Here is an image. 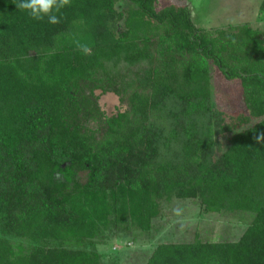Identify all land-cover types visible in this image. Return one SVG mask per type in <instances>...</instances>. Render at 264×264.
I'll use <instances>...</instances> for the list:
<instances>
[{"label": "trees", "instance_id": "16d2710c", "mask_svg": "<svg viewBox=\"0 0 264 264\" xmlns=\"http://www.w3.org/2000/svg\"><path fill=\"white\" fill-rule=\"evenodd\" d=\"M16 2L0 0V264H102L105 231L148 233L173 200L251 222L146 264H264V31L197 27L188 0H70L57 25Z\"/></svg>", "mask_w": 264, "mask_h": 264}, {"label": "rangeland", "instance_id": "374dc122", "mask_svg": "<svg viewBox=\"0 0 264 264\" xmlns=\"http://www.w3.org/2000/svg\"><path fill=\"white\" fill-rule=\"evenodd\" d=\"M188 2L193 24L205 26L200 28L247 24L254 30L264 31V14L258 15L261 0ZM117 8L120 9L119 4ZM256 24L258 27H255ZM96 95L107 116L117 115L126 109L112 94L102 96L97 92ZM218 97L224 100L222 95ZM250 222V214H205L197 201L173 200L163 205L162 215L153 221L150 232L110 229L97 241L95 250L101 256L102 264H146L154 248L161 243H191L195 239L202 242H236Z\"/></svg>", "mask_w": 264, "mask_h": 264}, {"label": "clouds", "instance_id": "9594fccd", "mask_svg": "<svg viewBox=\"0 0 264 264\" xmlns=\"http://www.w3.org/2000/svg\"><path fill=\"white\" fill-rule=\"evenodd\" d=\"M70 0H17L16 7L24 11L36 21L47 20L50 25L60 23V10L69 4Z\"/></svg>", "mask_w": 264, "mask_h": 264}, {"label": "crops", "instance_id": "0c3cea01", "mask_svg": "<svg viewBox=\"0 0 264 264\" xmlns=\"http://www.w3.org/2000/svg\"><path fill=\"white\" fill-rule=\"evenodd\" d=\"M262 1V0H261ZM259 5H260V2H259ZM258 15H259V13H258ZM250 26V25H249ZM197 27H205V26H197ZM255 27H258V25L256 24V26ZM210 28H212V27H210Z\"/></svg>", "mask_w": 264, "mask_h": 264}]
</instances>
